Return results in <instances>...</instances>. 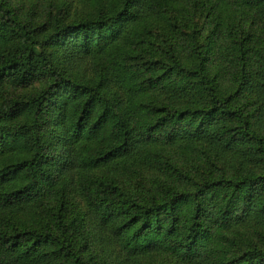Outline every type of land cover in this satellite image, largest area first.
Masks as SVG:
<instances>
[{
    "label": "trees",
    "instance_id": "16d2710c",
    "mask_svg": "<svg viewBox=\"0 0 264 264\" xmlns=\"http://www.w3.org/2000/svg\"><path fill=\"white\" fill-rule=\"evenodd\" d=\"M28 1L0 0V264H264L228 236L264 238V50L229 23L250 0H67L48 24Z\"/></svg>",
    "mask_w": 264,
    "mask_h": 264
},
{
    "label": "rangeland",
    "instance_id": "374dc122",
    "mask_svg": "<svg viewBox=\"0 0 264 264\" xmlns=\"http://www.w3.org/2000/svg\"><path fill=\"white\" fill-rule=\"evenodd\" d=\"M260 0H250L249 3H244L239 1L240 4L236 2L232 5V9L235 12L232 20H229V23L236 24V33L232 38L237 39V37H246L244 42L246 47L253 49H263L264 50V22H260L257 18L258 5L257 3ZM67 0H29L28 6H37L35 19L38 23H50L56 17L61 14V7L65 5ZM203 22V19L201 20ZM243 34L241 35L239 31V26ZM214 26V23L211 20H208L204 23L205 34H208L211 28ZM214 54V53H213ZM210 66L207 68V74L209 77H214L219 72V67L217 63L210 61ZM236 94L233 92L229 94L228 100ZM243 106H245V101L243 100ZM253 111V109L251 110ZM88 229V224H87ZM228 236L232 239V242L229 243L232 247L242 248L251 243L264 244V238L259 237L258 235H247L245 233L233 232L228 233ZM89 237V236H88ZM89 241L92 243L93 248H97L96 240L94 235L91 233ZM153 241V240H152ZM98 249V248H97ZM163 264H187L182 262L177 255L163 252ZM112 264H123L119 261H116Z\"/></svg>",
    "mask_w": 264,
    "mask_h": 264
}]
</instances>
